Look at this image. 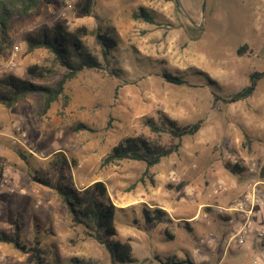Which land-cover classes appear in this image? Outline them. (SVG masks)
I'll return each mask as SVG.
<instances>
[{
    "label": "rangeland",
    "instance_id": "obj_1",
    "mask_svg": "<svg viewBox=\"0 0 264 264\" xmlns=\"http://www.w3.org/2000/svg\"><path fill=\"white\" fill-rule=\"evenodd\" d=\"M79 1L44 0L31 14L10 20L0 76L30 79L26 68L34 64L45 71L35 83H58L65 71L53 54L42 48L27 53L25 46L32 30L56 22L86 27L83 40L101 65L66 80L47 110L39 95L0 106V181L4 175L8 180L0 187V232L17 220L23 244L38 246L54 264H119L85 227L72 223L53 191L31 181L62 152L71 185L105 184L107 201L117 208L112 240L131 245L135 264H163L172 256L186 264H264V237L230 242L238 215L209 207L244 203L248 186L264 180V0H93L92 16L76 18ZM141 7L153 24L133 17ZM100 27L117 39L108 61L94 40ZM14 49L16 67L5 68ZM253 72L261 77L249 97L215 100L238 93ZM165 74L185 84L169 83ZM163 116L180 126L199 120L201 128L149 169L139 161L101 164L124 138L175 143L145 123L158 124ZM78 123L90 131L73 132ZM227 164L242 171L231 173ZM256 189L264 201V187ZM153 208L164 212L161 222L144 220L143 209ZM254 220L264 231V218L256 212ZM0 264H33V257L0 243Z\"/></svg>",
    "mask_w": 264,
    "mask_h": 264
},
{
    "label": "trees",
    "instance_id": "obj_2",
    "mask_svg": "<svg viewBox=\"0 0 264 264\" xmlns=\"http://www.w3.org/2000/svg\"><path fill=\"white\" fill-rule=\"evenodd\" d=\"M43 2L44 0H0V58L10 45L8 26L11 18L14 15L27 16L34 10L36 11ZM93 5V0H80L76 3L75 17L90 16ZM133 17L153 24L152 17L143 7L139 8L133 14ZM87 33L88 31L84 26L72 30L68 29L65 24L56 22L52 25H41L27 34L25 37L26 52L29 53L40 48L46 49L53 54L54 59L64 69L65 73L62 79L53 87L35 83L36 80L45 78V71L34 64L26 68V73L30 79L18 77L15 74L0 76V106L11 108L30 95H39L42 98L43 110H47L50 104L58 101L59 96L62 95L63 84L66 80L74 78L83 70L98 68L101 65L98 58L90 53L83 40ZM93 35L95 43L100 46L103 60L108 61V57L117 46L116 37L109 31H102L101 27L96 29ZM246 48L247 45H244L241 50L237 51L238 55ZM260 77L261 74L259 73H251L249 84L246 87L228 98L215 95V100L220 104H230L249 97L256 88V83ZM164 78L169 83L185 84L181 78L176 76L165 74ZM145 123L151 132L167 134L176 142L164 147L143 136L124 138L102 159L101 164L108 166L115 165L122 160L139 161L149 169L164 158L176 153L184 138L191 137L200 130L202 121L198 120L193 124L180 126L177 121L163 116L158 124L152 120ZM83 129L88 128L82 123H78L71 130L79 132ZM88 131L90 130L88 129ZM66 158L62 152L56 153L45 170L36 171L31 176V181L53 191L67 208L72 223L76 226L85 227L88 236L103 244L114 261L119 264H135L136 260L131 257V245L128 242L122 244L112 240L117 233L114 219L117 208L107 201L108 193L105 184L102 181H96L88 187H74L69 182V162ZM226 169L235 174L242 171V167L239 165L227 164ZM1 173L2 171H0ZM142 216L146 222L153 220L161 222L164 212L158 208L143 209ZM12 225V230L0 232V243L11 244L16 250L31 254L33 264H54L44 256L38 246L29 248L26 244H23L20 234L21 226L17 220ZM185 225L190 229L188 223H185ZM261 245L264 246V238ZM70 262L73 264L79 263L75 259ZM187 262L186 259L179 260L172 256L163 264H186Z\"/></svg>",
    "mask_w": 264,
    "mask_h": 264
},
{
    "label": "built area",
    "instance_id": "obj_3",
    "mask_svg": "<svg viewBox=\"0 0 264 264\" xmlns=\"http://www.w3.org/2000/svg\"><path fill=\"white\" fill-rule=\"evenodd\" d=\"M16 53L17 50L14 49L5 68L12 69L13 67H16ZM19 130L20 129L17 128V131ZM250 171L255 173L253 168H251ZM7 183L8 180L4 175L0 181V187L6 186ZM259 185L264 187V180H257L248 186L249 190L247 191L244 203H237L225 208L218 206L216 207L215 205L209 206L215 209V212L219 214L227 212L229 214L238 215V224L235 228L234 236L230 238V242L236 241V245H243L246 240L250 239V237L255 236V238L259 241L264 237L263 229H261L260 226H257L254 220L256 212L258 210H264V201L260 199L259 191L256 189V187ZM221 187L222 185H219L218 189ZM230 242L227 244V246L230 245Z\"/></svg>",
    "mask_w": 264,
    "mask_h": 264
},
{
    "label": "crops",
    "instance_id": "obj_4",
    "mask_svg": "<svg viewBox=\"0 0 264 264\" xmlns=\"http://www.w3.org/2000/svg\"><path fill=\"white\" fill-rule=\"evenodd\" d=\"M9 38H10V37H9ZM257 213L259 214L260 218H262V217L264 218V215L261 213V210H258ZM195 218H196V217H193L192 219L195 220ZM230 221L232 222V221H234V219H233V220H230ZM236 226H237V225H236ZM260 228H261V227H260ZM252 240H253V238L251 237V241H252ZM256 240H257V239H256ZM246 249H248V247H247Z\"/></svg>",
    "mask_w": 264,
    "mask_h": 264
}]
</instances>
